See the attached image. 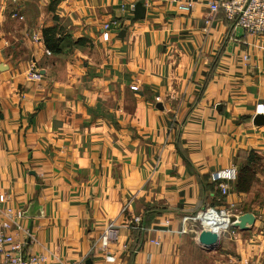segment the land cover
Listing matches in <instances>:
<instances>
[{
	"label": "crops",
	"instance_id": "0c3cea01",
	"mask_svg": "<svg viewBox=\"0 0 264 264\" xmlns=\"http://www.w3.org/2000/svg\"><path fill=\"white\" fill-rule=\"evenodd\" d=\"M188 1L191 12L169 0H0V207L19 216L9 232L25 253L264 264V33ZM54 26L67 36L59 53L43 39ZM233 166L254 180L223 196L211 175ZM208 206L256 222L205 246L182 217ZM110 222L119 238L104 246Z\"/></svg>",
	"mask_w": 264,
	"mask_h": 264
},
{
	"label": "built area",
	"instance_id": "2783aa9c",
	"mask_svg": "<svg viewBox=\"0 0 264 264\" xmlns=\"http://www.w3.org/2000/svg\"><path fill=\"white\" fill-rule=\"evenodd\" d=\"M167 1V0H158ZM171 3L177 4L179 10L191 12L193 3L188 0H169ZM211 12L223 11L227 20L232 21L235 24V28H241L245 33L249 35H260L264 33V0H210ZM15 17H19L15 14ZM110 25L105 24L103 27L102 39L109 41L111 38ZM36 76V74H35ZM263 105L258 107V113H264ZM212 181L218 186L219 191L223 196L228 195L231 183H234L238 179V169L236 167H229L215 171L211 175ZM19 217V216H17ZM15 212L9 208L2 210L0 207V254L2 259L0 264H46L45 258L42 255L27 254L22 249V243H20L9 232V221L16 220ZM233 214L226 208H216L208 206L196 214V217L185 216L183 218V233H186L185 227L189 222L194 224L198 220L200 222V230L211 231L219 235L222 231L228 229L230 224V218ZM214 218L227 220L223 228L214 229L209 224L214 221ZM141 219L133 218L129 221L128 227L133 231L142 230ZM119 238V226L115 222H110L104 231V246L115 244ZM10 245V249L6 246ZM111 258H108V260ZM68 264H85L83 261H71Z\"/></svg>",
	"mask_w": 264,
	"mask_h": 264
},
{
	"label": "trees",
	"instance_id": "16d2710c",
	"mask_svg": "<svg viewBox=\"0 0 264 264\" xmlns=\"http://www.w3.org/2000/svg\"><path fill=\"white\" fill-rule=\"evenodd\" d=\"M67 36H64L59 26L48 27L43 31V39L46 48L52 53H59L61 44L65 41ZM254 173L250 169H242L239 173L236 186L240 192L248 191L254 180Z\"/></svg>",
	"mask_w": 264,
	"mask_h": 264
},
{
	"label": "water",
	"instance_id": "95a60500",
	"mask_svg": "<svg viewBox=\"0 0 264 264\" xmlns=\"http://www.w3.org/2000/svg\"><path fill=\"white\" fill-rule=\"evenodd\" d=\"M135 16L136 19H141L145 15V9L142 7L141 3H138L135 9ZM258 121L261 123H264V116H261ZM256 222V218L252 213H246L240 217H231L230 218V224H232L235 227H238L242 230H245L248 228V226L254 225ZM200 243L212 247L214 246L218 241V235L211 231H203L200 235Z\"/></svg>",
	"mask_w": 264,
	"mask_h": 264
},
{
	"label": "bare ground",
	"instance_id": "6f19581e",
	"mask_svg": "<svg viewBox=\"0 0 264 264\" xmlns=\"http://www.w3.org/2000/svg\"><path fill=\"white\" fill-rule=\"evenodd\" d=\"M227 220H222V219H217V218H214V221H211L210 222V226L212 228H223L226 224Z\"/></svg>",
	"mask_w": 264,
	"mask_h": 264
},
{
	"label": "rangeland",
	"instance_id": "374dc122",
	"mask_svg": "<svg viewBox=\"0 0 264 264\" xmlns=\"http://www.w3.org/2000/svg\"><path fill=\"white\" fill-rule=\"evenodd\" d=\"M197 214V213H196ZM196 214H194V215H185V216H192V217H196ZM185 216H183L182 217V221H183V218L185 217ZM189 226H193V229H196V228H198L199 226H200V222L197 220L196 221V223L194 224V221L193 222H189V224H188ZM196 226V227H195Z\"/></svg>",
	"mask_w": 264,
	"mask_h": 264
}]
</instances>
